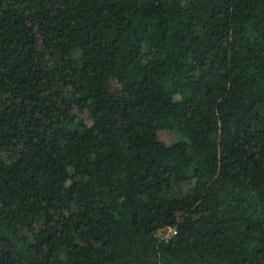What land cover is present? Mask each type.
I'll return each mask as SVG.
<instances>
[{
    "label": "trees",
    "instance_id": "obj_1",
    "mask_svg": "<svg viewBox=\"0 0 264 264\" xmlns=\"http://www.w3.org/2000/svg\"><path fill=\"white\" fill-rule=\"evenodd\" d=\"M0 264H264V0H0Z\"/></svg>",
    "mask_w": 264,
    "mask_h": 264
},
{
    "label": "rangeland",
    "instance_id": "obj_2",
    "mask_svg": "<svg viewBox=\"0 0 264 264\" xmlns=\"http://www.w3.org/2000/svg\"><path fill=\"white\" fill-rule=\"evenodd\" d=\"M192 190V186L188 185L185 188H179V187H175L172 189V193H179V194H188L189 192H191ZM172 232H170L169 230H166L164 232L161 231V233H159V236L162 237L163 239H167L171 236Z\"/></svg>",
    "mask_w": 264,
    "mask_h": 264
}]
</instances>
